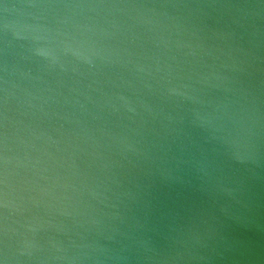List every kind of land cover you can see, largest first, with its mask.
Segmentation results:
<instances>
[{
    "label": "water",
    "instance_id": "1",
    "mask_svg": "<svg viewBox=\"0 0 264 264\" xmlns=\"http://www.w3.org/2000/svg\"><path fill=\"white\" fill-rule=\"evenodd\" d=\"M0 264H264V0H0Z\"/></svg>",
    "mask_w": 264,
    "mask_h": 264
}]
</instances>
